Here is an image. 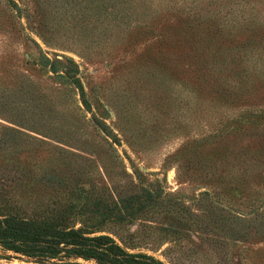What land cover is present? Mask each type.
Listing matches in <instances>:
<instances>
[{
  "label": "rangeland",
  "instance_id": "374dc122",
  "mask_svg": "<svg viewBox=\"0 0 264 264\" xmlns=\"http://www.w3.org/2000/svg\"><path fill=\"white\" fill-rule=\"evenodd\" d=\"M141 1L149 11L115 19L99 0H0V214L38 219L80 194L147 187L207 227H176L159 206L95 234L164 264H264L260 220L227 209L264 205V0H177L219 22L217 41ZM26 260L0 247V264Z\"/></svg>",
  "mask_w": 264,
  "mask_h": 264
},
{
  "label": "trees",
  "instance_id": "16d2710c",
  "mask_svg": "<svg viewBox=\"0 0 264 264\" xmlns=\"http://www.w3.org/2000/svg\"><path fill=\"white\" fill-rule=\"evenodd\" d=\"M99 1L100 11H103L106 4L109 5L111 10H114L113 17L115 19H119L116 13L118 10L124 9L132 12L150 10L148 8L150 5L144 6L146 1L141 0ZM179 3L177 0H160V5L162 4L166 8V15L172 16L175 20L178 19V24L185 22L186 29L200 28L196 33L202 36L199 37V40L202 38L204 41H208V39L217 41L215 38L219 37L218 34L224 33L222 29H218L216 26V24L219 25L218 21H214L215 26L209 24L208 20H210V23L212 22L211 16H191L189 12L184 13V3H181L182 5ZM175 12L184 13L186 21L182 17L174 15ZM166 15L163 17L165 18ZM129 16L131 19L133 18L132 14H129ZM257 19L259 24H264L262 17L258 16ZM245 24L251 26L253 22L250 21ZM233 26L235 25L233 24ZM228 34L237 35L232 30H229ZM252 34L258 36L260 33L254 29ZM242 46L241 44L240 48ZM51 69L55 71L53 66ZM15 138L13 137V141ZM8 142V140L0 141V148L7 147ZM51 179L53 183L58 185L65 184V177L57 172L51 175ZM141 189L140 194H127L120 198L112 197L110 194L104 196L94 195L95 192H92L93 195L80 194V198H75L50 215L38 219L16 214H0V247L3 250L26 257V261L31 262V264H75L74 261L77 259L93 260L97 264H164L161 260L146 253L130 252L107 234H95L103 230L102 227L108 222L117 224L131 222L133 219L144 217L146 213L159 206L165 208V217L175 216L176 227L180 225L181 228L184 226L192 227L193 225L200 228L207 227L208 223L204 221L203 217L196 212L188 211L181 201L164 202L159 192L147 187ZM85 192L88 193L89 191ZM227 209L231 214L230 219H235L237 223L247 222L245 224L250 225L251 223L254 224V221L260 220L261 228L255 229L254 232L257 234L258 239L264 240L263 203L254 204L249 211L241 212L229 206ZM234 211L239 212L244 217L233 214ZM77 214L86 215L87 222H81L79 226H76V222H73L71 218ZM249 214H254L252 217L254 219L246 217ZM181 218L185 219L186 224H182ZM212 223H216L215 220H212ZM175 232H179V230H175ZM243 237H248L246 231Z\"/></svg>",
  "mask_w": 264,
  "mask_h": 264
}]
</instances>
